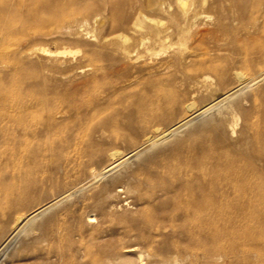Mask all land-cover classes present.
Returning a JSON list of instances; mask_svg holds the SVG:
<instances>
[{
  "label": "rangeland",
  "instance_id": "obj_1",
  "mask_svg": "<svg viewBox=\"0 0 264 264\" xmlns=\"http://www.w3.org/2000/svg\"><path fill=\"white\" fill-rule=\"evenodd\" d=\"M67 1L0 0V128L27 140L24 165L42 197L28 203L33 210L46 209L60 188L78 192L105 167L127 161L128 138L143 136L144 129L154 138L165 129L161 121L143 126L139 119L125 126L140 97L160 89L183 96L184 75H198L190 85L197 93L186 105L192 108L197 97H208L203 81L215 83L211 68L225 71L233 63L209 34L220 15L218 0H187L185 7L177 0H113L127 25L112 17L109 0H91L99 10L56 21ZM261 99L256 95L257 103ZM210 101L197 116L209 111ZM247 114L250 121L240 122L238 132L248 135V124L260 126L264 118ZM113 126L117 140L108 133L84 137L85 129ZM185 149L184 143L178 152ZM175 153L159 159L166 169L175 165ZM155 173L135 163L119 179L72 198L52 215L50 229L29 236L2 264H137L139 257L142 264H264L244 255L201 260L196 242L205 238L168 203L169 181Z\"/></svg>",
  "mask_w": 264,
  "mask_h": 264
},
{
  "label": "bare ground",
  "instance_id": "obj_2",
  "mask_svg": "<svg viewBox=\"0 0 264 264\" xmlns=\"http://www.w3.org/2000/svg\"><path fill=\"white\" fill-rule=\"evenodd\" d=\"M177 2L185 7L187 0ZM59 6L64 13L56 16V21L101 7L91 0H69ZM105 7L119 24L127 25L129 18L119 12L113 0ZM217 9L220 15L209 34L216 39L217 51L228 53L233 63L225 71L211 68L215 83L203 81L208 97L199 96L194 107L186 108L197 93L190 85L198 82V75H184L189 86L184 87L183 96L160 89L152 96L140 97L137 115H127L125 126L131 129L136 125L135 119H139L143 126L161 121L165 129L154 138L145 129L141 131L143 136L128 138L125 145L129 159L105 167L85 181L78 192L62 187L57 199L46 209H30L28 203L32 200L38 203L42 197L24 165L29 154L27 140L17 141L9 137L7 129L0 128V136L5 138L0 146V264L21 248L29 236L50 229V218L62 204L106 181L119 179L135 163L152 169L159 179L169 181L168 185L164 184L168 187L167 196L171 197L168 203L174 210L183 211L198 239L205 238L206 242H196L201 260L244 255L264 263V121L261 127L248 124V135L238 132L240 122L250 121L247 114L250 111L264 118V99L258 102L262 108L256 100V95H264V0H225V4L218 0ZM139 21L137 18L133 23L134 28L141 27ZM214 94L223 95L224 101H214ZM209 99V111L197 116L200 106ZM117 129L114 126L107 127L105 132L85 129L84 137L98 134L102 138L108 133L117 140L120 134ZM184 143L186 149L178 152ZM172 152L175 165L169 170L165 168L167 162L159 159ZM182 179V184L171 188ZM109 191L105 190L104 194H110ZM202 230L208 234L203 235ZM137 264H142L140 257Z\"/></svg>",
  "mask_w": 264,
  "mask_h": 264
}]
</instances>
